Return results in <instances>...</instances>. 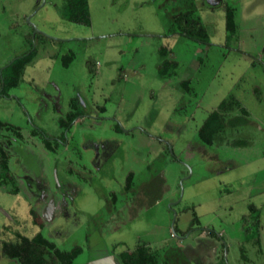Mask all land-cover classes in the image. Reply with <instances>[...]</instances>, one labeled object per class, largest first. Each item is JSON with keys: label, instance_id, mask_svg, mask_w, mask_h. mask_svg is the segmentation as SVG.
I'll return each instance as SVG.
<instances>
[{"label": "rangeland", "instance_id": "1", "mask_svg": "<svg viewBox=\"0 0 264 264\" xmlns=\"http://www.w3.org/2000/svg\"><path fill=\"white\" fill-rule=\"evenodd\" d=\"M66 1L0 0V72L37 49L0 96V243L42 233L79 264L142 243L264 264V0H88L89 25ZM191 10L204 40L176 34ZM222 103L241 124L207 144ZM0 264L20 263L0 246Z\"/></svg>", "mask_w": 264, "mask_h": 264}, {"label": "trees", "instance_id": "2", "mask_svg": "<svg viewBox=\"0 0 264 264\" xmlns=\"http://www.w3.org/2000/svg\"><path fill=\"white\" fill-rule=\"evenodd\" d=\"M65 9L64 16L68 20L78 24H90L88 0H67ZM225 12L226 30L229 33L234 32L236 28L235 11L233 7L227 5ZM184 16L183 19L187 18L186 15ZM185 20L187 21V27L180 29L176 34L197 40H204L207 37L201 17L194 16V10L188 13V18ZM36 54L37 49H31L1 68L0 94L9 95L11 89L18 87L23 68L33 61ZM228 106L227 103H222L220 108L213 111L206 119L198 134L203 142L214 144L218 138L224 141L227 127H230V125L235 127V124H241L229 118V113L233 109ZM242 112L247 115L245 111L242 110ZM79 115L80 113L77 111L69 112L68 118L61 120L62 125L65 128H70ZM0 148L2 151L1 175L6 178L9 172V155L3 150L2 146ZM0 246L4 256L19 261L20 264H79L77 258L82 252L80 247L62 250L42 233H37L33 237L16 233L14 240L3 241ZM119 258L120 264H191L179 248L151 251L146 243H142L131 252L121 253Z\"/></svg>", "mask_w": 264, "mask_h": 264}, {"label": "water", "instance_id": "3", "mask_svg": "<svg viewBox=\"0 0 264 264\" xmlns=\"http://www.w3.org/2000/svg\"><path fill=\"white\" fill-rule=\"evenodd\" d=\"M211 5H217L221 0H207ZM175 221V219H174ZM174 230V222H173V228ZM113 257L112 256H108L105 258H102L101 260H99V262L93 263V264H113Z\"/></svg>", "mask_w": 264, "mask_h": 264}, {"label": "flooded vegetation", "instance_id": "4", "mask_svg": "<svg viewBox=\"0 0 264 264\" xmlns=\"http://www.w3.org/2000/svg\"><path fill=\"white\" fill-rule=\"evenodd\" d=\"M223 1L224 0H221L217 5H213V7L214 8H216V7H219V6H221V4L223 5ZM202 20V19H201ZM179 35V34H178ZM10 92V91H9ZM0 96H2V97H5V98H9V96L10 95H4V94H0ZM176 220H177V217L175 218V221H174V230L173 231H175V223H176ZM205 232V231H204ZM205 233H207V232H205ZM208 234V233H207ZM184 237H186V233L184 234V235H182L181 237H180V239H183ZM106 257H108V256H106ZM113 262V261H112Z\"/></svg>", "mask_w": 264, "mask_h": 264}, {"label": "crops", "instance_id": "5", "mask_svg": "<svg viewBox=\"0 0 264 264\" xmlns=\"http://www.w3.org/2000/svg\"><path fill=\"white\" fill-rule=\"evenodd\" d=\"M247 116H249V113L247 112Z\"/></svg>", "mask_w": 264, "mask_h": 264}]
</instances>
